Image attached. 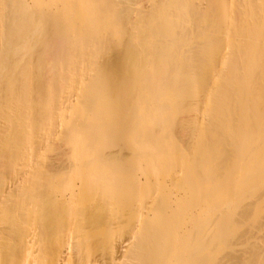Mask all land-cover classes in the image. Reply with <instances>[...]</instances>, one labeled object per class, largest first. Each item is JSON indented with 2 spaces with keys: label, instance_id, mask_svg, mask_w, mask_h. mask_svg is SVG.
I'll use <instances>...</instances> for the list:
<instances>
[{
  "label": "bare ground",
  "instance_id": "6f19581e",
  "mask_svg": "<svg viewBox=\"0 0 264 264\" xmlns=\"http://www.w3.org/2000/svg\"><path fill=\"white\" fill-rule=\"evenodd\" d=\"M0 264H264V0H0Z\"/></svg>",
  "mask_w": 264,
  "mask_h": 264
},
{
  "label": "rangeland",
  "instance_id": "374dc122",
  "mask_svg": "<svg viewBox=\"0 0 264 264\" xmlns=\"http://www.w3.org/2000/svg\"><path fill=\"white\" fill-rule=\"evenodd\" d=\"M72 92H74V91L71 90V92H69L70 94H69L68 92L64 93L60 99H62V98L65 96V94H67V95H66V97H64V98L62 99V102L65 101L69 96H70V98H71L72 96H74V95H75V92H74V95L71 94ZM68 95H69V96H68ZM139 96H140V95H136L135 98H137V97H139ZM129 112H130V111H129ZM129 112H127L128 116L130 115ZM132 113H134V112H132ZM130 116H131V117H134L135 114H131ZM131 117H130V118H131ZM128 124H129V122H127V127H128ZM124 125L126 126V123H125ZM58 127H59V126H58ZM126 129H127V128H126ZM126 131H127V130H126ZM177 135H178V134H177ZM177 142H178V141H176V143H177ZM113 143H114V142H113ZM119 143H121V141H120ZM111 144H112V143H111ZM117 145H118V143H117ZM118 146H119V145H118ZM118 146H115V149L118 148ZM123 146H124V145L122 144V147H121L122 150H121V151H123V152L126 153V152H127V149L123 150ZM113 147H114V146H113ZM111 148H112V147H111ZM111 148H110V149H111ZM124 148H125V147H124ZM105 149H108V148L105 147ZM112 150H113V149H112ZM128 151H129V150H128ZM51 153H53V152H51ZM49 154H50V153H49ZM53 154H54V153H53ZM120 171H121V170H120ZM119 174H122V172H119V171H118V175H119ZM164 185H165V189L167 190V189H168V184L166 183V184H164ZM164 185H163V186H164ZM166 185H167V186H166ZM66 191H67V190H66ZM68 192H69V191H67L66 193H68ZM152 196H153V197H151V200L156 199V196H154V195H152ZM152 198H153V199H152ZM127 201H128V200H127Z\"/></svg>",
  "mask_w": 264,
  "mask_h": 264
}]
</instances>
